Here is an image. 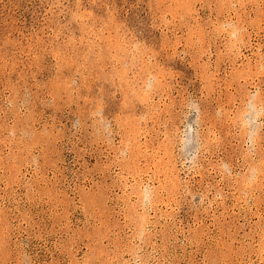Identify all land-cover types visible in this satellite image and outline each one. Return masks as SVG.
I'll return each mask as SVG.
<instances>
[{
  "label": "rangeland",
  "instance_id": "rangeland-1",
  "mask_svg": "<svg viewBox=\"0 0 264 264\" xmlns=\"http://www.w3.org/2000/svg\"><path fill=\"white\" fill-rule=\"evenodd\" d=\"M0 264H264V0H0Z\"/></svg>",
  "mask_w": 264,
  "mask_h": 264
},
{
  "label": "clouds",
  "instance_id": "clouds-1",
  "mask_svg": "<svg viewBox=\"0 0 264 264\" xmlns=\"http://www.w3.org/2000/svg\"><path fill=\"white\" fill-rule=\"evenodd\" d=\"M224 30L228 32L230 39L234 41H239L243 32V29L237 26L235 23H229L225 25Z\"/></svg>",
  "mask_w": 264,
  "mask_h": 264
}]
</instances>
